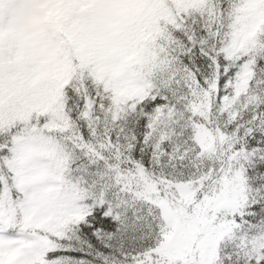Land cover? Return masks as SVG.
Segmentation results:
<instances>
[{
    "label": "snow or ice",
    "instance_id": "obj_1",
    "mask_svg": "<svg viewBox=\"0 0 264 264\" xmlns=\"http://www.w3.org/2000/svg\"><path fill=\"white\" fill-rule=\"evenodd\" d=\"M0 264H264V0H0Z\"/></svg>",
    "mask_w": 264,
    "mask_h": 264
}]
</instances>
